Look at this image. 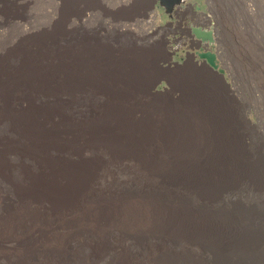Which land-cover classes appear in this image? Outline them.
Masks as SVG:
<instances>
[{
    "label": "rangeland",
    "instance_id": "1",
    "mask_svg": "<svg viewBox=\"0 0 264 264\" xmlns=\"http://www.w3.org/2000/svg\"><path fill=\"white\" fill-rule=\"evenodd\" d=\"M198 2L201 19L156 3L149 36L151 0L6 1L21 25H7L0 47L23 29L57 34L65 136L86 160L73 162L100 172L44 186L15 159L0 165V264H264V0ZM199 25L213 28L223 79L174 42ZM91 49L102 64L137 61L108 98L86 80ZM11 132L0 120V138Z\"/></svg>",
    "mask_w": 264,
    "mask_h": 264
},
{
    "label": "bare ground",
    "instance_id": "2",
    "mask_svg": "<svg viewBox=\"0 0 264 264\" xmlns=\"http://www.w3.org/2000/svg\"><path fill=\"white\" fill-rule=\"evenodd\" d=\"M6 1L23 8L32 0H0V34L8 31L9 23L21 25V19L10 18L11 13L5 6ZM130 1L125 0V3ZM149 7L150 10L146 12L142 22L144 33L151 36L150 29L155 25L152 18L156 15L153 0ZM191 8L192 5L181 6L176 12L182 17ZM197 16L201 19L202 16L208 15L198 12ZM196 23H199L198 20ZM171 25L169 23L167 26L156 28L164 31ZM131 28L127 26L126 29ZM154 39L152 36L151 40ZM100 53L97 49L88 51L87 63L90 71L86 80L102 84L101 87L92 88V91L101 92L108 98L110 87L117 90V81L126 82L125 80L132 76L128 68L138 64L129 58L115 66L110 63L102 64L98 59ZM202 65L223 79L220 73L205 62ZM67 83L68 78L62 73L61 51L56 33L46 29L36 33L23 29L22 34L11 35L0 47V120L11 121L12 131L10 135L0 138V165L4 171H9L14 166L12 159H15L21 163L18 170L30 183L36 182L37 185L44 186L54 185L48 180L54 176H65L90 183L98 175V167L73 162L76 161L72 157L74 154L80 161L86 160L82 151L71 150L72 142L65 136L69 133L70 125L67 107H72L70 100L66 99ZM224 90L222 88L221 92ZM29 163L35 165L36 171L30 169Z\"/></svg>",
    "mask_w": 264,
    "mask_h": 264
},
{
    "label": "water",
    "instance_id": "3",
    "mask_svg": "<svg viewBox=\"0 0 264 264\" xmlns=\"http://www.w3.org/2000/svg\"><path fill=\"white\" fill-rule=\"evenodd\" d=\"M187 1H196V0H153V7L155 8L156 3L162 6L165 12L169 15L170 18L173 16V12L176 11L177 8L181 7L182 4ZM195 9L199 12L207 14L205 11L201 10V6L196 2L194 4ZM194 36L207 43V47L204 46H196V53L192 54L198 56L202 59V62H205L210 68L216 70L218 73L222 75L223 69L219 67L218 64V54L213 52L211 49V44L215 41V35L212 27L201 29V27L192 28ZM223 76V75H222Z\"/></svg>",
    "mask_w": 264,
    "mask_h": 264
},
{
    "label": "flooded vegetation",
    "instance_id": "4",
    "mask_svg": "<svg viewBox=\"0 0 264 264\" xmlns=\"http://www.w3.org/2000/svg\"><path fill=\"white\" fill-rule=\"evenodd\" d=\"M196 2L199 4L198 0H196V1H192V2L187 1L186 3L182 4V7H188L189 5H192L193 8L195 9L194 4H195ZM199 5H200V4H199ZM176 11H177V10H176ZM176 11H175L174 13H175L176 15H178L179 17H181ZM181 18H182V17H181ZM186 24H187V22H186ZM192 28H193V26H191L190 29H189V28H186V29L183 28L184 30L178 32L176 38L174 39V42H175L176 44H179V45H183V46H184L183 48H184V52H185V54H184L185 58H183V55L180 54V55H181L180 57L183 58L184 60H185V59L189 60V59H191V58L194 60V58H195V55H192V54H194L195 51L192 52V51L189 50L188 48H190V47H196V46H199V45H202V46L207 45L206 42H203L202 40L196 39V38L194 37ZM187 29H188V30H187ZM176 41H177V42H176ZM176 54H178V52H176ZM187 60H186V61H187Z\"/></svg>",
    "mask_w": 264,
    "mask_h": 264
}]
</instances>
